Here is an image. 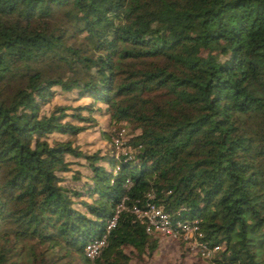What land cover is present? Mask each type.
I'll use <instances>...</instances> for the list:
<instances>
[{
	"label": "trees",
	"instance_id": "obj_1",
	"mask_svg": "<svg viewBox=\"0 0 264 264\" xmlns=\"http://www.w3.org/2000/svg\"><path fill=\"white\" fill-rule=\"evenodd\" d=\"M56 88L90 102L42 114ZM104 112L129 151L84 154ZM147 203L198 220L212 264H264V0H0V264L151 256Z\"/></svg>",
	"mask_w": 264,
	"mask_h": 264
},
{
	"label": "rangeland",
	"instance_id": "obj_2",
	"mask_svg": "<svg viewBox=\"0 0 264 264\" xmlns=\"http://www.w3.org/2000/svg\"><path fill=\"white\" fill-rule=\"evenodd\" d=\"M75 98L76 96L74 93H61L60 90L57 89L56 96L42 109L41 113H48L54 105L76 106L78 104L90 102L89 98H83L81 100H76ZM97 105L106 108L103 104ZM95 120V123L92 125L91 123L90 125L89 123H85L88 128L79 133L75 138L74 144L79 146L81 152L84 154H93L96 151H100L103 154L115 151V153L120 154L129 151V147L125 144H128V139L133 134V128L130 124H126V122L112 124L106 112L103 114H96ZM74 122L77 123L76 121ZM52 138L64 139L65 137L53 134L48 137V140ZM117 140L118 145L115 143ZM67 160L73 162L71 165L73 170H78L83 175L88 173L84 165L86 161L83 158L67 156ZM70 174L71 173H69V175ZM154 236L158 239V247L153 254L151 256L145 254L141 258L132 257L130 264H178L180 262L181 264H194L197 259H200V264H212L210 258H203L201 256L199 246L193 242L191 237H169L168 235L162 234H155ZM183 247H187L188 250L186 255L181 258L180 254ZM125 252L131 254L133 251L131 248H126Z\"/></svg>",
	"mask_w": 264,
	"mask_h": 264
},
{
	"label": "built area",
	"instance_id": "obj_3",
	"mask_svg": "<svg viewBox=\"0 0 264 264\" xmlns=\"http://www.w3.org/2000/svg\"><path fill=\"white\" fill-rule=\"evenodd\" d=\"M118 145V140L115 142ZM114 145V144H113ZM125 153V152H123ZM118 156V153H115ZM152 198V196H150ZM132 212L136 216L145 222L146 231L149 234H162L169 237L184 236L191 237L193 242L199 246L201 256L203 258H212L215 252L219 251L220 246H214L212 248L199 242L198 237L201 236L199 230V221H176L173 222L170 216L163 212L160 207H157L153 203H147L144 209L133 208ZM116 223V215L108 222L107 232L114 227ZM107 239V233L99 238L94 239L85 246V255L92 259L99 255L101 249L105 246Z\"/></svg>",
	"mask_w": 264,
	"mask_h": 264
}]
</instances>
